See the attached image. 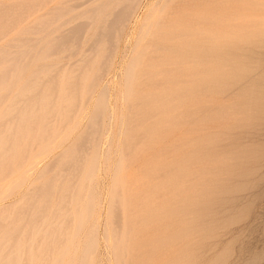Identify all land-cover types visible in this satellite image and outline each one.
Here are the masks:
<instances>
[{"label": "rangeland", "instance_id": "rangeland-1", "mask_svg": "<svg viewBox=\"0 0 264 264\" xmlns=\"http://www.w3.org/2000/svg\"><path fill=\"white\" fill-rule=\"evenodd\" d=\"M10 1L1 0L0 2L10 3ZM231 1L218 0L214 3L218 7L223 6L225 11L229 12V20L219 19L217 16L212 18L215 20H213L215 22L213 29L230 36L228 39H217L213 43L228 56L218 57L209 63L201 64V66L215 68L220 67L221 62L225 64L224 79L229 85L226 88L217 87L209 91L196 92L190 90V88L193 90L195 87L191 86L196 84L189 83L191 84L189 90L185 91L180 98L169 96L167 99L170 102L162 106L154 105L156 108L153 118L145 121L144 124L136 121L134 113L129 109L131 98L128 92L127 76L131 61L137 54L143 52L148 44L147 39L140 37L144 27L149 23H155L161 17L157 10L163 0L143 1L139 10L131 17L129 24L122 26L121 32L117 33L116 46L110 58L112 60L109 59L108 63L111 62L104 68L101 66L102 62L104 63L108 42L105 40L100 43L101 50L97 58L93 60L94 63H91V67L88 66L86 77L79 87L81 90H78V87L69 86L72 80L69 65L80 54L88 53L89 46L97 37L96 30L100 27L98 24L92 26L86 34L87 39L79 43L80 51L77 57L67 56L66 52L61 51H56L55 54L52 51L47 56L44 50L30 62L26 72H20L17 86L11 89L0 88V95L11 90V97H13L21 92L22 86L33 74L37 65L52 64L56 68L63 65L66 67L60 82L56 80L45 82L46 84L44 83V87L40 90L39 80L45 76L44 73H40V77L35 78L37 85L32 89L33 92L45 91L46 93L56 87L60 89L64 102L65 95L75 99L80 98L81 94L80 104L72 123L64 125V121H53L45 119V116L41 117L44 121L38 126L40 130L44 128V125L46 129H54V135L50 137L52 141L49 149L42 153V146H40L35 150L37 153L29 157L24 166L17 167L12 175L0 180V209L17 201V205H14L17 211L24 209L32 202V199L29 200L30 196L25 198L28 193L37 186H43L55 173L63 175L67 172L66 164L71 163L72 160L69 157L70 151L77 144L79 137L89 129V122L95 117V111L98 108L104 111L101 117L103 132L100 133L102 135L99 133L101 136L98 135L96 137L98 140H94L93 155L87 156L86 168L79 170L81 174H78L79 178L83 176L82 184H84L85 176L90 174L89 178L85 179L87 187L84 196L74 200L70 204L71 210L60 218L72 220L70 233L62 236L57 242L59 247L55 250L48 253L32 251L35 256L33 264H136L137 256L144 259L145 264H264V0ZM14 2L17 0L12 3ZM60 3H63V0H53L52 3H47L44 10L42 8L36 12L37 14L26 18L28 20L19 18L16 21L17 24L14 23L15 18L10 19L7 25L3 26L4 28H0L2 30L0 35L3 33L0 36L2 38H0V46L24 44L17 38L42 36L41 33H23V30L30 27L39 15L50 12L51 8ZM94 3L91 2L90 5ZM79 10H73L71 13ZM102 18L103 14H100L97 23L101 22ZM225 23L227 27L224 26ZM69 26V24L63 25L59 29H66ZM11 27L17 29L14 30ZM51 28H58V24L52 25ZM60 30L46 35V39L41 44H53V38L61 33ZM239 36L246 38L239 39ZM125 45L129 47L125 49ZM198 48L200 46L196 49ZM186 49L195 50L194 47ZM153 54L158 53L154 51ZM2 64L0 63V70L5 67V64ZM194 65L188 64L186 68ZM144 66L138 65L136 70ZM162 67L161 65V72L165 67L168 68V65H165L163 69ZM236 67H247L251 70L237 78L234 72ZM103 69H107V72H102ZM221 72H214L212 78L215 80L222 76ZM95 77L98 79L96 80ZM162 79L165 80L168 77L165 76ZM12 82L13 79L8 82V85ZM149 93V90L143 89L139 90L137 95L144 99ZM206 99L209 101L207 102ZM62 109L64 112L67 105H63ZM22 132L24 133L25 130ZM44 135L39 131L36 141L39 139L43 141V138H46ZM59 136L60 138H57ZM23 146V142L18 145L19 154ZM63 151L67 154L61 160V164L54 170L43 173ZM96 152L99 155L98 163L90 173V166ZM16 158L19 159V157ZM196 167L201 169L199 174L194 171ZM114 176L129 182L127 186L129 190L125 187L123 191L121 190L124 198L121 200L122 209L119 210L115 200L112 199L120 190L114 186V181L117 180ZM194 176L195 179L190 180ZM90 184L94 188H91ZM155 186L158 191H151L150 187L155 188ZM10 190H14V193L4 198L3 196ZM136 200L138 207L135 208ZM157 200L170 203L160 204L161 206L152 211L151 217L147 218L152 206L157 205ZM43 202L42 196L35 208L26 210L27 219L31 218V221L26 224L25 232L36 230L41 233L48 226L47 218H44L43 222H36V217L43 210ZM56 202L57 197H54L49 210L57 209ZM184 206L189 210L187 211ZM175 212L176 215H174ZM200 212L222 216L218 220L219 223L221 222L222 226H228L227 235L223 239L225 241L215 246V250H212L209 255L206 239L202 240V237L198 238L196 245L188 246L187 249L181 247L183 231L190 226ZM118 214L123 217V224L116 229ZM14 215H12L13 218L17 214ZM0 221L4 227L6 226L3 234L16 226L9 216H3ZM129 222L131 224L136 222L131 235L132 240L129 241L127 248H121L119 244L126 241ZM113 229L117 232L121 231V234ZM138 244L142 246L136 247ZM1 246L3 247L0 243ZM6 248L0 251V261L7 258L11 263L17 255L12 252L8 255ZM242 248V256L238 259L237 256ZM192 255H194L193 260L182 262L186 256Z\"/></svg>", "mask_w": 264, "mask_h": 264}, {"label": "bare ground", "instance_id": "bare-ground-1", "mask_svg": "<svg viewBox=\"0 0 264 264\" xmlns=\"http://www.w3.org/2000/svg\"><path fill=\"white\" fill-rule=\"evenodd\" d=\"M52 1L53 0H17V2L14 3H12L11 1L10 3L0 2V28H2L4 25H7L10 19L15 18L16 20L14 23L17 24L16 21L19 18L22 17L20 20H24L28 17H31V15L35 14L40 9L43 8L44 10L45 6L47 7V3H52ZM143 1L144 0H63V3H60L51 8L50 12L39 15L38 18L32 22V25L30 27H28L26 30H23V33H41L43 34L42 36H28L20 39L17 38L18 41H21L24 44H9L0 46V63H3L2 65L5 64V67L0 70V88L11 89L17 86V81H19L20 78V72H26L28 66L30 65V62L32 60H35L37 56H39V54L43 53L44 50H46V55H50L52 51L54 52V54L56 51H61L62 53L66 52L67 56L77 57V54L80 51L79 43L84 39H87L86 34L88 33V31L92 26L98 24L100 25V27L96 30L97 37L93 39L92 45L89 46L87 50L88 53L80 54V56L77 57V59H75L74 62L69 65L72 78V80L69 82V86H75V88L78 87V90H81L79 89V87L82 84V80L86 77L87 68L88 66L91 67L90 65L94 63L93 60L97 58L99 51L101 50L100 43L105 40L108 42L103 60L104 63L102 62L101 66V68H104L105 65L111 62L110 61L108 63L111 56H113V50L116 46L115 40L117 33L121 30L122 26L124 27V25L129 24V22L131 21V17H133V15H135V13L139 10L141 5L143 4ZM217 1L163 0V3L157 10L158 14H160L161 17L156 20L155 23H149L147 21L149 24L144 27V32L140 37L141 39H147L148 44L145 46V50L137 54V56L131 61L127 76L128 92L131 98L129 109L130 111H132V113H134L133 116L135 117V120L140 124H144L145 121L153 118V114H155L154 109L156 108L154 107V105L162 106L164 103L170 102V100L167 99L169 96H173L174 98H180L181 96H183L184 92L188 91L189 87L191 86V84L189 85V83L196 84L195 86H191L195 87L193 90L192 88H190L191 91L195 90L196 92L200 90L209 91V89L217 87L226 88V86L229 85L228 82H226L224 79V75L226 73L225 64L221 62V65L218 68L201 66L203 62L209 63L212 61V59L214 60L218 57L226 58L228 56L221 52L219 48H217V46L213 45V43L217 39H228L230 37L227 36L226 33L213 29V25L215 24V22H213L214 19H212L213 17L217 16L219 19H230L229 12L225 11L223 6L218 7V5H214V3ZM91 2L95 3L90 5ZM77 9L80 10L78 12L71 13L73 10ZM239 9L242 10V8ZM31 10H33V12H31ZM100 14H103V18L101 22L97 23L98 16H100ZM20 23H22V21H20ZM54 24H58V28L52 29L51 26ZM67 24H69L70 26L66 29H59L63 25ZM224 26L227 27L226 23ZM236 28H238V26ZM11 29L14 28L11 27ZM58 30H60L61 33L53 38V44H41V42L46 39V35L48 36V34L57 32ZM0 32H2L1 29ZM2 34L3 33H1L0 36H2ZM239 37V39L246 38L244 36ZM68 43L70 44L69 46ZM129 46L125 45V49H127ZM199 46L200 48L196 49ZM190 47H194L195 50L188 51L186 49ZM154 51L158 54L154 55ZM188 64L195 65L186 68ZM138 65L145 66L144 68H141L137 71L136 68ZM161 65L163 67L165 65H168V68L165 67L161 72ZM63 66L56 68L54 65L52 66V64H39L34 69L33 74L22 86L21 92L15 94L13 97H11V90L0 95V116L2 115V117H0V180L12 175L17 167L24 166L27 163L29 157L33 156L36 152L35 150H37L40 146H42V153L43 151L49 149L50 142L52 141L50 140V137L54 135V129H46V126L44 125V128L40 130L38 126L44 121V119L41 118L42 116H45V119L48 118L52 119L53 121H64V125H68L75 117L77 108L80 104L81 94L79 95L80 98L77 97L75 99H72V96L70 95H65L66 99L64 102V98H62L63 96L61 97V91L59 88H51L52 90L46 93H44L45 91L33 92L32 90L37 85L35 82V78H39L40 73L45 74V76H43L39 80L40 85L38 86V88L40 90L44 87L45 82L47 83L48 81L54 80H56V82H60V78L64 76L63 74L66 71V67ZM103 70L104 71L102 72H107V69ZM234 70V72H236L237 78H239L251 69L247 67H236L234 68ZM217 71H222V76L214 80V78H212V74ZM158 73H161V75H158ZM95 74L97 75V73ZM99 74L100 73H98V75ZM165 76H167L168 79H162ZM97 77H95V79ZM11 79H13V82L11 85H8V82ZM143 89H145V91L149 90L150 93L144 99H141L137 94L139 90ZM207 100L208 99H206V101ZM63 105H67V109L64 112L62 111ZM95 112V117H93V119H91V121L89 122V129L87 130V132L81 135V137H79L77 144L70 151L69 157H71L72 160L71 163L69 162V164H66V167H68L66 168V170L68 169L67 172L63 173V175H58L55 173V175L48 179L43 186H37L36 189H34L31 193H28L25 198H28V196H30L29 200L32 199V202L31 205L25 207L24 209L22 208L17 211V207H15L14 205H17L18 201L16 203L14 202L15 204L11 203V205H9L8 207L0 209V219L3 216H9L11 217V222L16 223L14 229L11 228V230L6 231V234H3L2 232H4L3 230H5L4 228L6 226L4 227V225H2V222L0 221V243L3 245V247H0V251L4 250V247H7L6 250H8V255L11 252L17 255L16 258L11 261V263H9V260L5 258L4 260L0 261V264H33L35 256L33 255L32 251L36 250L48 253L52 250H55L59 247L57 242L62 238V236L70 233L69 231L71 229L72 220L70 221L66 218L61 220L60 218H63V216L67 214L68 210H71L70 204L74 202V200H79L80 197L83 198L85 189L87 187L85 179L89 178L90 174L85 176L83 180L84 184L81 183L83 176L79 178L78 174L80 173L81 169L86 168L87 156L92 154V151L95 149V146L93 144L94 140L98 135L101 136V133L103 132L101 131V123L103 121L101 117L104 111L103 109L98 108ZM186 117L187 119H190V117ZM30 129L31 131H29ZM22 130H25V132L23 133ZM39 131L41 134H45L44 136L46 138H43V141L42 139L36 141ZM57 138H60V136ZM21 142H23L24 146L19 154V151H17V147ZM66 154L67 153H65V151L59 153V156L51 162V164L47 167L46 172L43 173L50 172V170H54L56 167H58V165H60L62 162L61 160H63V157H65ZM94 155L95 156L93 157L92 165L90 166V173H92V171L97 166L99 159L98 152H96V154ZM16 157H19V159H17ZM200 170L201 169H199V167H196L194 169L196 174H199ZM33 172H35V170ZM116 176H114L117 179L116 181H114V186L116 189L120 188V190L117 192L118 194L113 196L112 199L115 200L116 207L119 210L122 209L121 205L123 204L121 200L124 198V193H121V190L123 191L124 187L129 190V187H127L129 186V182L127 183L125 182L126 180L124 181L122 178ZM193 179H195V176L190 180ZM91 188L94 187H92L91 185ZM14 190H10V192L8 194H5L3 197L5 198V196H9L10 194L14 193ZM150 190L155 192L158 191L156 186L155 188L150 187ZM42 196L44 200L42 208L43 210H41L42 212L36 217V222H43L44 218H47L48 226L41 233L36 232V230L27 233L25 232V226L26 224H29L31 218L27 219L28 213L26 210L35 208L38 202L41 200ZM54 197H57L56 203L58 207L57 209L49 210V207L52 206ZM135 202L136 208L138 207V201L136 200ZM165 203L167 204L170 202L159 200L157 205L152 206V210L149 215H147V218L151 217L152 211L155 210L156 207L164 205ZM18 206L20 207L21 205ZM191 206L188 207L190 208ZM184 208L187 211L189 210L185 206ZM15 213L17 215L13 218L12 215H14ZM174 215H176V212L174 213ZM221 217L210 212L208 214L200 212L196 219L192 221L190 226L183 231V244L181 246L182 249H187L188 246L190 247L191 245H196L198 243V238L202 237V240L206 239V248L207 250H209L208 255L211 254L210 252L212 250H215V246L225 241L223 239L227 235L226 230L228 226H222L221 222L219 223L218 221ZM122 219L123 217L121 216V214H118L116 219V224L118 225V227H116V229L119 228L121 224H123ZM137 222L139 221L137 220ZM135 223L131 224V222H129V228L126 232V241L119 244L121 245V248H127L129 241L132 240L131 235L132 231L135 229ZM216 224L218 225L216 226ZM116 229L113 230L115 231ZM117 233L121 234V231H118ZM179 236L182 237L181 235ZM162 243L163 242L161 241V244ZM140 246L142 245H136V247ZM242 251L243 248L241 249L240 254H238L237 256L238 259L242 256ZM194 255L186 256L182 260V262H187L191 259L193 260ZM136 258L138 264H145V260L140 256H137ZM77 259L79 258L77 257Z\"/></svg>", "mask_w": 264, "mask_h": 264}]
</instances>
